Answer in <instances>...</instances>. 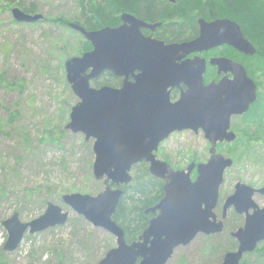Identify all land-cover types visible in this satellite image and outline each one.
Instances as JSON below:
<instances>
[{"label":"water","instance_id":"obj_1","mask_svg":"<svg viewBox=\"0 0 264 264\" xmlns=\"http://www.w3.org/2000/svg\"><path fill=\"white\" fill-rule=\"evenodd\" d=\"M10 13L18 24L42 20L41 15H30L19 8ZM121 20L120 27L95 31L68 24L92 50L65 63L66 80L79 100L71 109L66 129L84 135L86 141L93 140L92 174L104 188L96 196L70 194L61 200L93 227L115 238L116 247L97 264H166L178 247L189 245L198 235L221 234L223 220L233 209L244 215V225L232 233L237 249L225 254L220 264H240L245 255L264 242V208L254 201L255 195L264 196V187L253 189L237 183L233 194L225 199L218 220L214 211L219 188L224 171L233 161L218 154L216 148L218 144L235 142L231 120L249 112L257 100L256 85L236 67L233 82L205 86L201 75L187 81L183 67L174 61L180 52L188 55L224 43L226 34L222 29L228 22L206 27L190 44L164 46L141 35L140 28L146 26L142 22L128 15ZM239 39L236 42L240 46L246 44ZM189 65L200 68L201 64ZM105 72L124 77L121 87L90 86ZM181 83L186 91L171 103L169 89ZM185 131L203 133L209 144V159L203 164L191 163L185 170H173L157 159L156 152L172 134ZM141 163L148 165L152 177L164 182L163 196L157 205L145 210V215L152 218L142 234L127 243L113 216L123 195L121 187L131 183L132 169ZM194 171L196 177L192 180ZM68 215L50 203L39 218L29 223L20 222L14 214L2 223L7 233L4 251L14 252L26 232L34 235L65 225Z\"/></svg>","mask_w":264,"mask_h":264},{"label":"rangeland","instance_id":"obj_2","mask_svg":"<svg viewBox=\"0 0 264 264\" xmlns=\"http://www.w3.org/2000/svg\"><path fill=\"white\" fill-rule=\"evenodd\" d=\"M17 2L34 5L37 11L33 14L42 20L18 24L10 12L0 9V75L6 83L18 84L13 89L0 84V264H97L116 247L115 238L93 227L61 200L70 194L96 196L104 188L92 174L93 140L66 129L71 109L79 100L66 80L65 63L82 55L85 40L63 25L83 26L82 18L75 0ZM255 79L264 101V79ZM241 118L231 120V131L239 143L216 148L233 161L219 188L214 211L219 220L223 203L237 183L264 187V145L245 149V135L255 125ZM55 138L59 140L52 142ZM208 150L202 132L185 131L164 141L156 157L173 170H185L191 163H206ZM191 177L195 179V171ZM26 192L33 194L28 198ZM254 201L264 208V197L255 195ZM48 203L69 213L66 224L34 235L26 232L14 252L4 251L7 233L2 223L14 214L22 223L36 220ZM223 224L221 234L198 235L189 245L178 247L166 264H220L225 254L236 250L232 233L243 227L244 216L230 209ZM257 248L263 249L264 242ZM257 255H245L244 264H264V257Z\"/></svg>","mask_w":264,"mask_h":264},{"label":"flooded vegetation","instance_id":"obj_3","mask_svg":"<svg viewBox=\"0 0 264 264\" xmlns=\"http://www.w3.org/2000/svg\"><path fill=\"white\" fill-rule=\"evenodd\" d=\"M240 1L246 4L247 10L229 12L221 4V0H216V2L212 0H154L156 6L161 8L159 19L151 20L147 16L139 15L135 9H127L119 12L116 26L110 28L122 26L123 21L121 18L128 15L146 25L140 28V33L144 38H150L164 44V46H181L197 40L206 31V27L227 21L228 23H225V27L222 29V32L226 34L224 43L188 55H186V52H180L177 59L174 60L175 64L183 67L185 80H194L195 77L201 75V82L205 86L220 82H233L235 81V67L241 68L247 79L256 85L257 100L254 104L258 103L257 110H259L260 107L264 106V101L261 95L258 94L259 85L255 78L262 77L264 79V48L260 45V41L256 36L259 28L255 27L254 22L246 21L247 16L245 15L250 14L253 18L257 16L260 21H264V0ZM238 39L246 44L240 46L239 42H236ZM89 46V51H91L92 47L90 44ZM215 61L219 63L212 64ZM191 62L201 64L200 68L196 65H189ZM106 74H110L117 80L118 84L117 86H103L121 87L124 77L116 78L109 72H105L98 79L91 81L90 86L93 87L92 83ZM128 80L132 82V76H129ZM185 91L186 86L182 83L179 86L170 88V102H176ZM233 212L235 213L234 210Z\"/></svg>","mask_w":264,"mask_h":264},{"label":"trees","instance_id":"obj_4","mask_svg":"<svg viewBox=\"0 0 264 264\" xmlns=\"http://www.w3.org/2000/svg\"><path fill=\"white\" fill-rule=\"evenodd\" d=\"M14 1L15 0H0V9L5 12H10L13 7L18 6L23 12L30 15L37 11L34 5L23 6L20 2H17V5H15ZM75 1L80 12V17L82 18L81 22L87 31L116 26L119 12L127 9H135L139 15L147 16L151 20L159 19L161 16V8L156 6L154 0ZM212 1L216 2V0ZM221 1V4L229 12H241L242 10H247L246 4H243L240 0ZM245 16H247V18H245L246 21L249 20L250 22H254L255 27L259 28L256 32V36L260 41V45L264 48V21H260L257 16L253 18L250 14ZM63 26L69 29L68 23H65ZM89 50V44L84 41L83 53ZM0 84H2L5 89H13L18 86V84H14L13 82L6 83L3 79V74L0 75ZM117 84V80H115L110 74H106L99 80L94 81L92 86L98 88L103 85L117 86ZM257 104L258 103L254 104L249 112L241 118L244 119L245 122L255 125L254 131H251L249 126V132L247 131V135H245L246 138L243 143L247 150H251L254 144L257 145L258 143H261L264 145V106L257 110ZM45 135H49V133H45ZM50 135H52V133ZM58 140L59 139L55 138L51 141L57 142ZM238 143L239 139L236 137L233 145H237ZM223 145L224 144L218 145V148ZM131 175V183L127 186L121 187L123 195L113 216V221L123 230L124 238L127 243L136 241L147 227L151 215H145L144 212L146 209L157 205L163 196L164 185L162 180L156 179L149 174L148 165L145 163L134 166ZM32 194V192H26L25 196L29 198ZM1 196L2 193H0V197ZM254 253H257V256L261 255L263 258L264 248H257ZM240 264H244V260L241 261Z\"/></svg>","mask_w":264,"mask_h":264}]
</instances>
